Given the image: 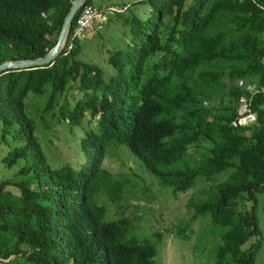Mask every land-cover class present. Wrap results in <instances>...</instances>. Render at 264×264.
<instances>
[{"label": "trees", "instance_id": "obj_1", "mask_svg": "<svg viewBox=\"0 0 264 264\" xmlns=\"http://www.w3.org/2000/svg\"><path fill=\"white\" fill-rule=\"evenodd\" d=\"M74 1L0 0V64L47 55ZM93 4L78 10L52 63L0 75V137L9 145L2 161L20 176L0 178V264H155L162 234L140 236L124 207L120 218L107 217V202L121 207L137 190L104 167L124 146L174 193L199 178L213 182L196 213L227 228L216 264H255L264 241V90L253 96L254 126L232 121L247 95L238 82L264 86V0L118 6L129 42L107 51L110 74L80 58L81 40L69 48L81 10ZM44 94L41 113L82 132L84 158L75 165L51 166L37 137L27 100ZM176 227L182 238L192 233Z\"/></svg>", "mask_w": 264, "mask_h": 264}, {"label": "rangeland", "instance_id": "obj_2", "mask_svg": "<svg viewBox=\"0 0 264 264\" xmlns=\"http://www.w3.org/2000/svg\"><path fill=\"white\" fill-rule=\"evenodd\" d=\"M133 1L94 0L93 5L122 7ZM121 10L125 11L123 8ZM80 42L83 44L80 58L98 65L110 74L113 69L108 65L107 51L112 46H126L129 42V29L122 25L117 13H112L106 24L94 26L89 32V37ZM77 94V91L74 92V96ZM48 96V94L30 96L27 100L28 112L36 121L38 128L37 137L51 166L75 165L84 158L76 149L82 132L77 129L74 134L68 123H57L52 112L41 113L48 102ZM63 100L64 98L61 102ZM8 147L9 145L4 144L0 137V178L15 180L20 178L17 176L18 168L5 170L2 161L4 151H7ZM123 148L117 152L116 158H107L104 167L112 173L124 174L131 178L136 183L134 185L137 190L130 198L121 200V207H115L111 202H107V217L120 218L119 208L124 207V215L137 221L140 236L155 240V234H162L154 259L155 264H216V249L227 228L216 226L209 216L196 213L197 205L208 196L204 193L213 187L214 183L199 178L196 186L187 193H174L171 189L162 187L157 178L150 174L131 152H128L126 146ZM228 175V172H224L219 175L218 180L224 181ZM241 207L246 209L245 204ZM260 210L259 220L264 239V210ZM180 224H187L192 229V233L189 232L191 230L188 231L189 238H182L177 234L176 226ZM255 264H264V241L256 254Z\"/></svg>", "mask_w": 264, "mask_h": 264}, {"label": "built area", "instance_id": "obj_3", "mask_svg": "<svg viewBox=\"0 0 264 264\" xmlns=\"http://www.w3.org/2000/svg\"><path fill=\"white\" fill-rule=\"evenodd\" d=\"M120 12H122L121 8L113 6L101 7L97 5H87L83 7L71 34L69 48H72L75 41L88 38L89 32L94 26L106 24L112 13ZM238 86L245 91L247 95L239 99L237 118L232 121V126L235 128L254 126L257 122L258 115L252 110L253 96L263 91L264 86L258 87L243 79L238 82Z\"/></svg>", "mask_w": 264, "mask_h": 264}, {"label": "water", "instance_id": "obj_4", "mask_svg": "<svg viewBox=\"0 0 264 264\" xmlns=\"http://www.w3.org/2000/svg\"><path fill=\"white\" fill-rule=\"evenodd\" d=\"M86 0H75L72 4V8L68 13L61 32L59 34L58 41L56 45L51 49V51L42 58L32 59V60H9L0 64V75L10 69H29L36 67H43L52 63L64 49L67 37L72 26L74 17L76 16L78 10L84 5Z\"/></svg>", "mask_w": 264, "mask_h": 264}]
</instances>
